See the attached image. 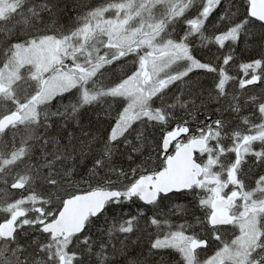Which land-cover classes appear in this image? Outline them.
I'll return each mask as SVG.
<instances>
[{"label": "snow or ice", "instance_id": "1", "mask_svg": "<svg viewBox=\"0 0 264 264\" xmlns=\"http://www.w3.org/2000/svg\"><path fill=\"white\" fill-rule=\"evenodd\" d=\"M251 7V0H201L199 4L195 0H101L86 6L67 29L32 33L27 18L6 23L0 29L6 49L0 56V99L11 107L0 115V143L5 146L0 149V166L21 170L11 182L0 180L5 185L0 188L7 209L4 221L20 215L22 225L38 224V230L49 235V225L65 202L61 200L54 210L52 194L73 169L41 176L31 165L33 145L27 141L39 138L38 129L52 127L54 120L79 124L84 108L103 105L111 121L102 146L105 154L113 153L120 143L132 144L133 133L137 144L132 152L139 153L146 143H156L148 128L160 133L158 164L148 163L154 160L149 153L130 172L122 169L124 176L132 175L129 183L115 187L117 182L110 180L86 190L108 203L136 206L135 215L118 224L113 220L118 231L131 233L143 219L145 228L151 229L149 256L167 253L170 264H264V171L249 183L242 163L247 155L257 164L264 163V99L255 94L247 97L260 116L249 141L257 147L233 145L227 162L220 159L223 146L217 147L219 129L227 123L219 108L215 117H207V124L195 127L176 116L177 107L194 103L192 95L182 98L195 88L202 92L207 87L217 99L233 100H238L229 91L233 80H238L242 91L264 90V18L253 15ZM36 48H51L52 55L43 63L33 60L22 71L21 53ZM207 51L223 55L213 62L203 55ZM237 61L243 78L229 74V65ZM21 95L28 103H38L17 146L16 136L25 122ZM10 129H14L11 140ZM128 159H133L131 154ZM79 191L67 193L66 199H76ZM176 213L184 223L173 222ZM27 235L21 226L2 237L0 264H20ZM126 264H140V258L129 257Z\"/></svg>", "mask_w": 264, "mask_h": 264}, {"label": "trees", "instance_id": "2", "mask_svg": "<svg viewBox=\"0 0 264 264\" xmlns=\"http://www.w3.org/2000/svg\"><path fill=\"white\" fill-rule=\"evenodd\" d=\"M39 1L40 3L42 2L44 7H38L37 10L41 16L34 21L33 26L40 28L39 31L45 28L67 29L71 27L76 20L77 13L80 11V5L85 2V0ZM100 2L101 0H86V6ZM195 2L199 4L201 0H195ZM15 20H18L16 15L8 17L5 21L1 20L0 27L3 29L6 23ZM17 34L21 33L17 32ZM2 52L3 50L0 48V56H2ZM242 53L243 49L241 47L237 51V56H241ZM203 55L213 60V62H218L216 61V57L222 56L223 53L219 51L215 53L207 51L203 52ZM244 55L246 57L247 53ZM237 64L238 61L229 65V74L237 78H243V71L237 67ZM205 84H207V81H205ZM237 85L238 80L229 82V91L233 95L238 96V100H233L231 97L217 99L216 94L207 87H204L202 92L199 88H195L192 93L186 92L185 97L182 99L187 98L188 95H192L194 103L190 102L183 109L177 107L176 116L191 121L193 127H195L207 124V117H215L217 115L216 109L219 108V115L227 122L226 126H222L219 129L221 135L228 136L229 138L234 136L233 142L236 141L237 137L240 138L239 140L245 138V136L253 139L252 133L261 121L259 113L255 111L254 105L247 101V97L255 94L264 99V90L252 87L243 89L242 91ZM236 107L239 108L238 112L234 110ZM193 116L195 119H193ZM245 117L247 118V122L244 120ZM79 121V124H77L71 119L60 118L54 120L52 127H41L40 131H38L39 138L27 141V144L33 145L30 157L31 165L34 170L39 169L41 176L49 171L62 174L65 168L73 169L70 177H62L58 191L52 194V199L54 200L51 202V206L54 210L57 209L61 200H67V193L74 192L77 189L80 190L78 194H83L87 193L86 190L90 185H103L107 184L110 180L117 182L114 185L115 187L129 183L133 177L131 174L124 176L122 169L123 171L130 172V169L140 164L149 153H151L154 160L148 163H159V160L155 159L159 152V131L148 128V135L156 143H146L139 153L132 152L133 145L137 144L134 134V136H129L132 144L120 143L113 153L109 155L102 151V146L107 139L111 124V121L104 115L103 105L84 108L80 114ZM213 127L215 128V125ZM233 129H236V132H233ZM256 136H259L258 132ZM44 140H47L46 144ZM20 145L21 142L18 143V146ZM129 154L132 155L133 159H128ZM101 157L103 158V163H96ZM247 162L253 166V169L249 170V173L253 174L254 177L264 171V163L257 164L254 157ZM41 165L46 166L40 167ZM132 206L135 209L136 206L134 204ZM108 209L109 213L104 216L105 226H110L113 220H117L116 218L118 217L128 218V216L132 215V213L118 214L116 211L121 209L119 206H110ZM179 216L180 214L176 213L172 218L174 223L179 224L181 221H184L178 219ZM101 219L102 217L90 219L83 237L74 240L77 241L76 244L79 247V253L75 257L76 264H126L128 258L132 256L140 258V264H167L166 256L163 253H154L149 256V232L151 229L145 228L143 219L140 221L139 227L135 232L129 235L127 241L111 238L109 232H106V234L99 233ZM101 235H104L107 240L104 241L105 239L101 238ZM76 237H81V235ZM41 242H44L43 244L46 249L55 243V241H51L50 238L38 230L32 231V233L27 235L23 243V254L21 256L24 264H40L41 258L44 256L41 249L43 248V244L39 246ZM3 244L4 242H0V246ZM104 245L107 250L106 252L103 250ZM88 251H92L93 253L89 255ZM161 256L165 258L161 259Z\"/></svg>", "mask_w": 264, "mask_h": 264}, {"label": "rangeland", "instance_id": "3", "mask_svg": "<svg viewBox=\"0 0 264 264\" xmlns=\"http://www.w3.org/2000/svg\"><path fill=\"white\" fill-rule=\"evenodd\" d=\"M39 0H0V22L1 20L5 21L8 17L16 15L18 17V20H21L22 18H27L28 25H29V31L32 33L38 32L40 28L33 27L34 21L38 19V17L41 16L39 14V11L37 10L38 7H44L42 5V2L40 3ZM11 13V14H9ZM40 22V20H38ZM42 21V20H41ZM0 29H2L0 27ZM2 49V48H1ZM3 50V49H2ZM4 54V50L2 52V55ZM52 55L51 48H36L34 51H28L25 50L23 53H21V70L25 71L27 70V66L31 65L33 60H37L41 63L46 62L47 59ZM2 94V93H0ZM67 101H65L66 103ZM20 103L26 104L25 108L22 109V116L21 118L24 119V123L20 125L21 132L16 136V144L18 146V143L21 142V136L23 135V129L26 124H29L32 119L35 117L36 113V104L38 101H32L31 103H28L25 99V95H21L20 97ZM11 105L3 100L0 99V115L5 114L7 110H9ZM42 107V106H41ZM41 127L38 129L40 131ZM14 129H10L8 133V139L11 140L12 132ZM220 131V130H219ZM178 135V133H177ZM215 135V133L213 134ZM134 136V133L132 134ZM234 136H231L230 138L224 135H220L219 137V146L222 145L223 149H229L227 152L221 151V156L224 157L226 154L233 155L232 151L230 150L231 146L236 145L237 148H242L244 144L248 143L249 148L257 147L256 144L249 143L251 140L250 137L245 136V138H242L241 140L232 141ZM225 145V146H224ZM5 146L3 143H0V149H3ZM238 155H241L242 153H237ZM227 160H230V157L225 156ZM253 156L247 155L244 157V159L247 161L251 160ZM0 160H2V157H0ZM243 162V161H242ZM243 162V163H246ZM21 169L13 168L10 165H2L0 166V180L7 179L9 182L13 180L14 174ZM5 185L3 183H0V188H4ZM15 198V197H12ZM54 199H52L53 202ZM52 205V204H51ZM0 220H2L7 212L5 200L3 198V194L0 193ZM28 215H33L32 213H28ZM31 223L28 225H22L25 227L28 235L32 233V227ZM77 241H67V240H57L54 244H52L51 247L47 248L44 247L41 248L43 250L44 256L41 258L40 264H76L75 257L79 253L78 252V244H76ZM0 247H3L1 245ZM93 252L88 251V254L91 255ZM60 260V262H59Z\"/></svg>", "mask_w": 264, "mask_h": 264}, {"label": "water", "instance_id": "4", "mask_svg": "<svg viewBox=\"0 0 264 264\" xmlns=\"http://www.w3.org/2000/svg\"><path fill=\"white\" fill-rule=\"evenodd\" d=\"M251 4L250 11L253 15L264 18V0H251ZM106 204H108L107 201H102L101 198L91 196L88 193L78 194L76 199H67L55 222L49 225V234H52L54 239L81 235L85 231L90 216L95 218L101 215ZM13 231H16L13 222L10 225L4 223L0 226L2 237L10 235Z\"/></svg>", "mask_w": 264, "mask_h": 264}, {"label": "flooded vegetation", "instance_id": "5", "mask_svg": "<svg viewBox=\"0 0 264 264\" xmlns=\"http://www.w3.org/2000/svg\"><path fill=\"white\" fill-rule=\"evenodd\" d=\"M214 134V133H213ZM212 134V135H213ZM225 146V145H224ZM218 148H219V145L217 146ZM221 151H222V149L220 150V159L221 160H223V161H225V162H227L228 160L227 159H225L226 157L225 156H227L228 155V157H230V159L232 158V156L230 155V154H226V155H224V157L223 156H221ZM243 163V162H242ZM251 169H253V166L252 165H250L248 162H246V163H243V174H244V178L249 182V183H251L254 179H255V177H254V175L253 174H251V173H249V170H251ZM229 188H231V185H229ZM225 191H228V189H225ZM116 207V206H119V207H121V209H119V210H117L116 212L118 213V214H128V213H132V215H130V216H133L134 215V213H135V209H133V206H132V204H115V203H109V204H107V207L105 208V211L101 214V215H99L98 217H102V219L100 220V224H99V227H100V231H99V233H102V234H106V232H109V234H110V236H111V238H115V239H119L120 241H123V240H125V241H127V239L129 238V235L131 234V233H134L135 232V230L134 231H132L131 233H122V232H120V231H118L117 229H116V227H115V225H114V223L112 222V224L110 225V226H105L104 225V221H105V218H104V216H106V214H108L109 213V207ZM180 214V213H179ZM222 214V213H221ZM181 215V214H180ZM117 220H115V223L116 224H118L120 221H122V220H126L127 218H123V217H118V218H116ZM11 222H13L16 226H17V230H19V228L22 226V217L20 216V215H16V216H14V217H12L11 218V220L9 221V222H5L4 221V218L2 219V220H0V225L1 224H4V223H11ZM185 221H181V223H184ZM133 223H135V222H133ZM10 225V224H9ZM25 226V225H24ZM23 226V227H24ZM31 227H32V231H37L38 230V228H39V225L38 224H36L35 226L34 225H31ZM39 231V230H38ZM48 238H50L51 239V241H57V240H64V239H57V240H53L52 238H51V235H46ZM76 238H78V237H74V238H71V239H68L67 241H74ZM101 238H103V239H105L104 241H106L107 239L105 238V236L104 235H101ZM247 239L248 240H251L252 239V236H251V234L249 233L248 234V236H247ZM256 239H259V235H257L256 236ZM0 242H3V240H2V238H1V235H0ZM245 241H241V243L243 244ZM44 243V242H43ZM42 242H41V244L39 243V246H41L42 244H43ZM103 250H105V252L107 251L106 250V248H105V245L103 246ZM165 256H166V262H167V264H170V257L168 256V254L167 253H163Z\"/></svg>", "mask_w": 264, "mask_h": 264}, {"label": "clouds", "instance_id": "6", "mask_svg": "<svg viewBox=\"0 0 264 264\" xmlns=\"http://www.w3.org/2000/svg\"><path fill=\"white\" fill-rule=\"evenodd\" d=\"M53 7H55V5H53ZM85 8H86V0H85L84 4L80 5V11L77 13V16L80 15V14H82L85 11ZM4 44H5V41L0 40V48H2L4 50V52H6V49L4 47ZM96 163L102 164L103 163V158L101 157V159L100 160H97ZM20 264H24V262L21 260L20 261Z\"/></svg>", "mask_w": 264, "mask_h": 264}]
</instances>
